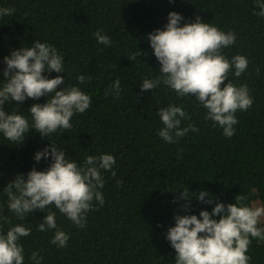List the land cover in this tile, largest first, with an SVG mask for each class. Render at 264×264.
<instances>
[{"label":"trees","instance_id":"16d2710c","mask_svg":"<svg viewBox=\"0 0 264 264\" xmlns=\"http://www.w3.org/2000/svg\"><path fill=\"white\" fill-rule=\"evenodd\" d=\"M2 8L15 11L0 16V72L5 67L3 58L12 50L31 47L39 40L57 50L64 68L63 73L42 75L63 77L64 84L57 91L75 86L91 98L90 107L71 118V129H58L44 139L30 129L22 144L0 133V233L16 225L31 229L29 236L18 241L24 249V264H34L30 260L34 251L42 257L41 264H175L166 232L174 226L176 214L199 218L201 210L211 212L216 202L234 203L241 194L247 196V206L253 207L257 199L264 206V17L254 15L260 11L255 0H0ZM169 12L184 17L181 25L199 16L222 32L235 33V44L222 49V54L229 61L235 55L249 61L240 77L234 76L233 69L226 80L237 87L246 84L253 99L250 108L235 113L239 122L231 138L204 119L206 110L195 97H179L163 84L140 92L144 79L160 75L147 35L164 29ZM98 30L111 39L110 45L96 42L92 34ZM138 50L145 53L129 60ZM80 75L91 80L79 83ZM117 79L118 99L105 94ZM2 80L0 75V87ZM48 98L12 101L5 111L16 109L31 122L28 109ZM170 105L182 106L189 117L181 120V128L191 123L199 131H190L175 143L160 138L157 133L164 125L157 111ZM50 143L64 149L78 166L88 155L115 158L114 177L102 170L104 187L99 191L104 204L93 200L83 228L54 205L24 220L7 210L5 186L17 174L26 178L33 167L45 170L50 157L36 162L34 154ZM117 181H121L119 186ZM187 189L206 191L213 204L193 196L187 213L178 212L184 201L173 198ZM49 211L56 214L57 228L69 236L64 248L50 243L56 229L37 230ZM258 227L264 228L261 222ZM250 239L248 264H264V240Z\"/></svg>","mask_w":264,"mask_h":264},{"label":"clouds","instance_id":"9594fccd","mask_svg":"<svg viewBox=\"0 0 264 264\" xmlns=\"http://www.w3.org/2000/svg\"><path fill=\"white\" fill-rule=\"evenodd\" d=\"M171 3L172 0H169ZM259 12L254 15L264 17V2L255 0ZM15 9L2 8L0 16H11ZM184 17L177 12H169L163 30L156 29L147 35L152 54L158 61L160 75L155 79H144L140 92L151 91L161 84L174 90L179 97H195L205 110V120L213 122L222 129L225 137L231 138L234 125L239 121L237 110L246 111L253 104L246 84L239 87L227 82L228 73L234 69V76L240 77L247 69L249 61L242 55L227 59L222 49L235 44L233 32H222L209 23L202 22L197 16L192 22L181 21ZM96 42L110 45L111 39L98 30L92 34ZM139 51L129 56L135 60ZM5 67L0 75V133L11 142L22 144L26 134L32 129L44 139L58 129L72 128L71 118L76 113H84L91 104V98L78 87H57L64 84L62 76L47 78L45 72L63 73V57L50 44L36 40L31 47L12 50L3 58ZM257 73L259 68H256ZM91 77L80 75L79 83ZM121 92L119 79L110 86L106 95L114 94L119 98ZM48 96L44 104L33 103L28 109L31 122L16 109L9 113L5 106L15 101L23 103L26 99L37 100ZM157 114L164 125L157 135L168 143H175L188 132H198L195 125L180 127L182 119H189L182 106L170 105L158 109ZM51 162L45 170L33 167L27 174H17L7 183L5 192L8 197L7 210L20 220L34 211L45 213L54 205L78 228L86 226V215L93 210V200L100 206L104 196L99 189L104 187L102 170L116 175L113 165L115 158L110 154L88 155L79 165L66 155L64 149L49 144L34 154V160L42 158ZM121 181H117V185ZM199 202L213 204V198L201 190L190 193L183 190L174 201L183 200L179 211L187 213L190 198ZM206 197H208L206 199ZM246 195H236L235 202L224 204L216 202L211 212L201 210L197 215L174 216L175 224L166 232V240L175 251V264H248L251 259L246 255L251 238L264 240V228L258 227L264 217V206H247ZM219 217L215 219L214 217ZM56 229L50 243L58 248L67 246L69 236L57 228L56 214L47 212L37 230L47 232ZM31 229L23 225L11 227L6 234L0 233V264H24V249L18 243L21 237L29 236ZM30 260L41 264L42 257L32 252Z\"/></svg>","mask_w":264,"mask_h":264},{"label":"rangeland","instance_id":"374dc122","mask_svg":"<svg viewBox=\"0 0 264 264\" xmlns=\"http://www.w3.org/2000/svg\"><path fill=\"white\" fill-rule=\"evenodd\" d=\"M252 205H253V207H254V206H263V205H262V202H261L259 199L254 200V201L252 202ZM260 222H261V223L263 224V226H264V217L261 218Z\"/></svg>","mask_w":264,"mask_h":264}]
</instances>
